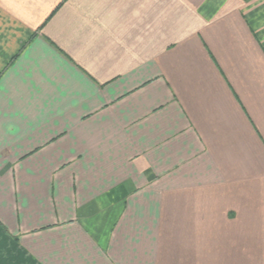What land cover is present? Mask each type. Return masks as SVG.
Here are the masks:
<instances>
[{
	"label": "crops",
	"instance_id": "0c3cea01",
	"mask_svg": "<svg viewBox=\"0 0 264 264\" xmlns=\"http://www.w3.org/2000/svg\"><path fill=\"white\" fill-rule=\"evenodd\" d=\"M0 264H264V0H0Z\"/></svg>",
	"mask_w": 264,
	"mask_h": 264
}]
</instances>
